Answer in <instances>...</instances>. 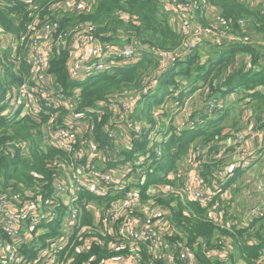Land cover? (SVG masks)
I'll list each match as a JSON object with an SVG mask.
<instances>
[{"label":"built area","instance_id":"1","mask_svg":"<svg viewBox=\"0 0 264 264\" xmlns=\"http://www.w3.org/2000/svg\"><path fill=\"white\" fill-rule=\"evenodd\" d=\"M99 1L0 0L2 7L23 5L26 15L20 18L24 22L17 32L0 21V59L6 62L10 53L12 63L9 75L0 64V80L19 78L4 86L0 117L34 121L31 135L41 137L37 150L64 154L48 162L50 179L35 176L30 187L13 179L5 185L0 173V264H154L155 260L201 264L200 247L207 259L229 264L231 238L218 235L212 247L201 237L189 241L175 226L171 206L163 202L170 197L184 204L196 202L220 230L264 221V177L251 181L258 197L245 211L234 204L231 183L239 172L252 175L264 155V112L258 118L248 97L255 90H247L241 98L244 115L250 110L253 118L246 129L223 128L215 139L194 142L176 169L152 183H148L150 174L162 161L164 144L172 135L198 129L235 105L237 91L221 92L228 91L224 81L238 70V61L229 66L231 74L219 84L215 78L176 80L156 112L152 107L147 114L140 104L153 95L162 76L205 50L203 46H215L223 38L230 44H245L249 21L228 19L209 0H158L161 11L171 14L170 24L182 43L168 49L138 37L133 27L139 25L138 15L118 9L110 19L129 26L132 35L130 43H120L107 40L113 30L103 29L106 21L99 30L94 21L73 18L92 13ZM245 1L264 9V0ZM62 53L67 55L69 78L76 83L70 91L63 90L51 72L52 59ZM147 55L157 61L156 81L146 79L143 85L110 93L91 106L81 105L78 83L135 65ZM257 90L264 92V86ZM168 104L181 124L171 132L157 130L151 119L160 123L156 115L165 106L169 109ZM107 113L109 119L103 124ZM250 131L258 136L249 137ZM32 136L8 139L1 151L11 159L26 156L35 148ZM248 242L258 243L256 239ZM255 264H264V251Z\"/></svg>","mask_w":264,"mask_h":264},{"label":"trees","instance_id":"2","mask_svg":"<svg viewBox=\"0 0 264 264\" xmlns=\"http://www.w3.org/2000/svg\"><path fill=\"white\" fill-rule=\"evenodd\" d=\"M209 2L214 7L219 8L222 14L228 19H247L253 24L254 29L264 37V9L261 6H252L245 0H209ZM118 9H128L138 15L139 25L133 26L138 37L149 40L153 44L168 49L176 48L182 43V37L170 24V21L172 20L170 17L171 14L161 11L158 0H128L125 4H122L119 0H100L92 13L80 14L78 17L73 18L94 21L100 25L99 30L101 29L102 24L100 22L102 21L104 23L106 21L103 29H118L123 23L117 20H111L112 15ZM18 11H21V17L20 15H15ZM24 13L25 8L23 5H16L8 8L0 6V21L8 30L17 32L23 26L24 19L21 20L20 18H25L26 15H24ZM17 21L19 22V25H17ZM202 51L203 53L205 52L204 49H202ZM223 52V56L211 59V62H208L205 67L204 65L206 64L204 63L199 62L195 64L196 60L200 58V55L194 54L187 60L186 71H183L182 73H192L190 68L195 64L197 66L195 70L198 77L201 74V71H199L200 69L204 68L206 70V74L202 79L207 82L212 78L217 79V75L221 73L224 66L235 65L238 61V53H252L254 61H259L264 58V50H259L258 55V53H256L257 51L252 50L249 46L241 43L230 44ZM66 59V53H62L53 58L51 61V72L56 76L60 87L63 90L70 91L72 86L76 83L72 82L69 78L66 68ZM148 61V58L144 57L143 61L136 65L120 67L113 73H101L78 83L81 87V105L91 106L95 104L96 101L105 98L110 93L122 91L132 86H138L140 77L147 69ZM184 64L185 63L180 66ZM262 65H264V63H262L261 66ZM180 72L178 73L180 74ZM178 73L173 72L172 74L175 77ZM13 76L15 80L19 79L17 76ZM193 81H197V79H194ZM175 82L176 81L169 82V84L166 85H172ZM232 82H237V85L232 86ZM224 85H227L228 87V91L224 93L232 91H237L238 93L240 86H244V90L246 91L255 90L248 96L251 99L250 105L256 112H264V92L257 90L259 86H264V66L260 70L255 71L253 75L246 72L236 73L229 77L224 82ZM109 116L110 115L107 113L101 122L103 124L106 123ZM222 123L223 120L221 122L220 118L210 119L205 122L204 126L201 128L192 130L187 129L180 135H172L164 144V157L162 161L155 164V171L150 174L148 183L161 181L164 173L176 169L178 163L188 151L191 144L196 141L207 142L213 136L220 134L222 129L226 127L225 124L223 125ZM35 127L36 124L34 121L29 119L12 121L0 117V173L4 175L5 185H8L11 179L16 183H24L25 187L30 186L34 182L35 176H43L44 179H50L52 171L47 166L48 162L54 160L56 156L60 157L64 155L57 150H49L48 152L41 153L37 149H33L34 153L30 158L31 167L28 171L25 166L23 167L22 164L17 161L19 158L27 159V156H17V158L11 159L3 154L1 147L6 140L28 138L31 136V132ZM103 139L106 140V138ZM11 166L14 167V175L7 174L8 167ZM157 173H159L158 176L156 175ZM45 186L47 188L49 187L48 184ZM171 209L173 214L172 220L175 226L181 232H184L191 242L201 237L205 239L209 247H212L214 246L212 240L215 237H219L218 235L231 238L232 242H235L238 252L234 245H232L233 251L229 264H239V262H242V264H255V261L261 257L264 251L263 220H254L249 226L244 228H234L231 231L220 230L214 223L207 219L206 210L196 202L184 204L178 199L176 206L171 207ZM90 220L91 219L88 218L87 222H90ZM249 239H256L258 243H249ZM103 253H108V251L104 250ZM197 255L201 264H224L220 261L214 262L207 259L204 256L201 247L197 250ZM154 264L161 263L155 260Z\"/></svg>","mask_w":264,"mask_h":264},{"label":"rangeland","instance_id":"3","mask_svg":"<svg viewBox=\"0 0 264 264\" xmlns=\"http://www.w3.org/2000/svg\"><path fill=\"white\" fill-rule=\"evenodd\" d=\"M21 11H18L15 13V15H20L21 17ZM101 23V22H100ZM249 25H246L247 27V33L249 36L244 37V45L249 46L252 50L257 51L256 53H258L259 55V50H264V37L262 34L258 33L254 27L253 24L251 22L248 23ZM218 44H216L215 46H203V48H205V52L203 53L202 50L198 51L196 54L200 55V58L196 60V63H203L206 64L204 65L207 66L208 62H211V59H215L218 56H223L224 52L223 49L227 48L231 41L229 39H221V40H217ZM253 54L249 53V52H242V53H238L237 57H238V70L236 72H234L232 75L239 73V72H246V73H250V75H253L255 73V71H258L257 69L253 68V67H258L260 66L262 63H264V58L260 59L259 61H254L253 60ZM148 58V63H147V69L145 70V73L142 74V76L140 77V81L139 84L141 83V85H143V81L148 79L149 82H153L156 81V79L154 78V71L156 70L157 67V61L155 60V57L153 55H147L145 56ZM6 62H3L0 59V64L2 65V67L4 68V70L6 72H8V75L11 73V69H12V63L10 62V53H8L5 57ZM143 60H141L138 63H141ZM136 63V64H138ZM182 63V62H179ZM135 64V65H136ZM194 64V66H191V72L190 74H183V71H186L187 68V64L185 63L182 66L176 65L174 66L173 69L169 70V74L168 75H164L160 78L159 82H158V86L157 88H155L153 90V94L167 99L168 95H160V93H163L164 91H166L167 93H170V87H166V84H169V82H173V81H185V82H189L192 81L194 79H197L198 81H203L202 77L206 74V70L204 68L200 69L199 71H201L200 76L198 77V74L196 73V65ZM230 65L224 66L221 70V73L219 75H217V80L220 79L219 82L222 81L223 76L226 75L227 73L231 74V70L229 69ZM204 69V70H203ZM181 71V72H180ZM173 72H180V74L178 73V75H176L174 77V75L172 74ZM231 75V76H232ZM229 76V77H231ZM228 77V78H229ZM167 78V80H166ZM9 82H14L17 83V81L15 80H11L9 77H7L6 79L0 80V107H1V101L4 97V86L7 85ZM225 82V81H224ZM232 86H236L237 82H232L231 83ZM134 86L130 87V89H133ZM235 88V87H232ZM239 92L240 94L233 93V100H234V104L230 105L229 108H234V110H230V114L229 117L226 119V121H223L224 124H226L227 126L225 127V131H230L231 129H237V130H244L246 129L248 122H250L253 118L251 116L250 110L246 111L245 115H244V108H242V101H243V97L245 96L246 90H244V86H240L239 87ZM166 93V94H167ZM184 95H181L180 100H182ZM151 98H146V102H143L140 104V108L147 114L150 113L152 107L149 104V99H154L153 96H150ZM243 98V99H241ZM241 99V100H240ZM160 105V104H159ZM159 105H157L154 108V111H157V107H159ZM169 105V109L166 108L163 110L162 114H158L156 115V117L158 119H160V123H157V120L155 119H151L153 125L155 126V129L157 130H162L165 132H171L175 129V125L181 124V122L177 121L178 119H176L174 116L172 117V110L173 107L171 104ZM191 112V110H190ZM147 115H144L143 117L145 118ZM257 117L260 118L259 113H257ZM35 123V122H34ZM219 124V123H218ZM223 124V123H222ZM263 124V122L261 123ZM128 129V128H126ZM249 137H253V136H258L255 132L250 131ZM32 136V135H31ZM34 143H35V148L37 149L40 147L41 144V137L40 134L38 135H34L32 136ZM213 138L215 139V137L213 136ZM260 141L262 142V139L260 138ZM201 143H203L204 141H199ZM216 143L218 142L215 141ZM234 145V144H233ZM258 149V148H257ZM213 150H216V147H213ZM34 151L32 150L28 155H26L28 158L27 159H22L19 158L17 161L20 162L22 164V166L26 167L28 169V171L30 170L31 167V160L30 158L32 157ZM258 167V169H257ZM50 169V168H49ZM211 168L208 167L207 168V172L210 170ZM264 169V155L263 158H260L258 160V162L256 163V166L254 167V173L252 175L247 176V173H245L240 179V181H238L236 184L233 183V187H232V193H233V201L234 204L237 205L242 211H245L250 205H251V199L249 200L248 197H245L244 194V184L245 182H251L254 179L258 178L259 176H263L264 174L261 173V170ZM15 170L14 167H8V175H14ZM157 176L159 175V173L156 174ZM35 184V181L30 185L33 186ZM27 186V187H30ZM252 197H258V194L253 192V196ZM178 199L174 198V197H170L168 198L166 201H164L163 203L166 205H170L171 207H175L177 204ZM231 245H234L236 251L238 252L237 246L235 244V242L231 240Z\"/></svg>","mask_w":264,"mask_h":264},{"label":"crops","instance_id":"4","mask_svg":"<svg viewBox=\"0 0 264 264\" xmlns=\"http://www.w3.org/2000/svg\"><path fill=\"white\" fill-rule=\"evenodd\" d=\"M218 10L219 11H221L219 8H218ZM110 30H113L112 31V36L111 37H109L107 40H109V41H113V42H120V43H130L131 41H132V35L129 33V26H127V25H120L119 27H118V29L117 28H113V29H110ZM107 31V30H106ZM225 49V48H224ZM224 49H223V51H224ZM198 52V51H197ZM196 52V53H197ZM261 66V65H260ZM264 65H262L261 67H263ZM169 74V73H168ZM168 74H166V75H168ZM198 81V80H197ZM198 82H202V81H198ZM174 84H172V85H168V86H166V87H170V89L172 88V86H173ZM226 88H228L227 87V85H224ZM167 92L166 91H164L163 93H160V95H165ZM222 93V92H221ZM220 93V95H223V94H221ZM223 93H224V91H223ZM184 94V93H183ZM225 94V93H224ZM151 96H153L154 97V99H149L150 101H149V104L151 105V107H156L160 102H161V100L163 99V98H161V97H159V96H157V95H155V94H153V95H151ZM223 96H225V95H223ZM156 101V102H155ZM144 102H146V100L144 101ZM233 106H235V105H233ZM234 110V108H227L226 110H224L223 112H221L220 114H219V116L217 117V118H220L221 119V122H222V120L223 121H226V119L229 117V112H230V110ZM223 125H224V122H223ZM225 126H227L226 124H225ZM225 128V127H224ZM244 175V173H242V172H239L236 176H235V178L234 179H232L231 180V183L233 184V183H237L238 181H240L242 178V176ZM241 178V179H240ZM244 194H245V197H248V199L250 200L251 199V203L254 201V198L252 197L253 196V192H254V190L252 189V185H251V182H245V184H244ZM239 264H240V262H239ZM241 264H242V262H241Z\"/></svg>","mask_w":264,"mask_h":264},{"label":"clouds","instance_id":"5","mask_svg":"<svg viewBox=\"0 0 264 264\" xmlns=\"http://www.w3.org/2000/svg\"><path fill=\"white\" fill-rule=\"evenodd\" d=\"M201 128V127H200Z\"/></svg>","mask_w":264,"mask_h":264}]
</instances>
